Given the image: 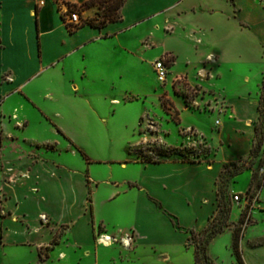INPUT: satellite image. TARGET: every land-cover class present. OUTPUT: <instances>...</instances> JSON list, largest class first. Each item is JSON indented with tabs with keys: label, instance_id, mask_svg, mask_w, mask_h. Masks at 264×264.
Instances as JSON below:
<instances>
[{
	"label": "rangeland",
	"instance_id": "1",
	"mask_svg": "<svg viewBox=\"0 0 264 264\" xmlns=\"http://www.w3.org/2000/svg\"><path fill=\"white\" fill-rule=\"evenodd\" d=\"M208 2V5L217 11L212 14L213 19L203 18L197 22L192 20V23L194 21L198 26L212 25L214 32L211 35L207 34L208 30L203 32L212 41L221 42L219 50L225 62V67L219 68L218 71L221 77L210 83L208 81L202 83L205 87L213 86L215 90L203 91L198 86L188 85L184 79H178L173 85L155 81L154 88L162 102L166 103L171 111L174 110L171 99L168 97L169 92L183 99L190 108L194 109L187 115L185 125L197 121L204 129L213 128L210 135L214 136L212 143L217 149L219 141L216 138L218 134L214 123L218 116L212 113L201 115L198 112L213 111L216 108L214 98L218 100L219 112L226 111L229 105L225 99L242 96L245 93L243 87L251 93L250 98H255L260 103L264 79V0H250L248 6H243L241 12L252 28L248 30L242 29L239 21L234 18L237 17V9L233 11V7L227 5L225 0H208ZM203 12L207 11H203V8L195 10L197 16H206ZM75 13L79 15V10ZM179 23L172 21V28L168 31L175 28V31L181 33L182 27ZM142 26L143 32L135 31L138 37L143 35L146 37L150 34L151 26L149 24ZM163 33L164 31L152 34L148 43H153L159 48L145 51L143 62L139 59L137 61L134 56L127 55V68L118 66L119 69H117L113 65L110 68L102 66L109 65L107 59L115 60L113 50L101 52L109 58H101V55L97 54L96 70L91 74L90 79L83 81V89L79 91L73 89L69 82H61L60 78L49 74L43 75L40 79L43 90L37 91V101L47 116L26 99L28 104L20 99L9 102L10 107L19 112V120L29 121L31 125L16 128L14 123L5 122V136L18 137V142L13 139H4L0 128V144L3 145L4 160L9 161L15 156L10 152L9 146L15 150L19 145L20 149L26 151L33 148L30 142L40 144L55 143L57 140L61 142L55 152L43 150L44 146L42 148L45 156L49 158L54 156L66 166L62 170L55 168L45 170L50 178L56 180L60 192L58 196L53 195L55 193L50 188L39 193L33 190L35 185L33 178L29 179L30 181L25 185L13 182L10 186H4L0 170V234L3 231V218L9 216L5 205L8 196L5 192L13 197L11 206L14 201L19 202L18 209L25 210L31 215V225L36 224V218L41 212H47L40 217V220L51 231L50 241L57 234L60 245L55 251L49 253L46 264H194L193 250L188 247H194V242H200L201 231L193 230L195 231L193 240L192 230H187L189 239L185 243L186 248L181 245L182 237L174 235L173 228L170 227L171 223L176 228L179 221L175 218L170 219L158 207L154 209L151 206L139 204L134 194L123 193L128 185L124 181L140 179L142 168L140 162H128L126 167L122 165L123 162L141 161L142 158L154 162L170 158L192 162L203 159L204 156L207 158V152L210 153L209 141L200 139L195 129H189L180 135L179 126L166 121L163 122L162 131L170 132V134L161 135L159 122L156 119L159 116L154 114L156 112L154 100L137 98L138 101L126 102L129 89L138 91L135 88L138 83L136 72L140 71L141 67L145 74L149 72L151 70L149 60L159 56L162 51L160 48L169 47L171 44L182 48L180 34L164 42ZM160 58L164 59L169 67L173 65L174 58L169 54H163ZM68 66L66 78L70 80L78 74L77 64L73 58L68 60ZM124 68L126 72L122 75L126 77L119 79V71ZM112 98L119 99L120 105H113ZM134 98L129 96L128 99ZM174 115L178 118V114L174 112ZM54 123L62 126L74 137L78 146L88 154V159L75 146L72 150L65 148L70 142L54 130ZM255 126L260 129V134L258 137L255 136L253 142L254 153L234 163H225L217 172V198L215 208L209 216L207 228L215 224V228H221L222 232L214 237L208 246V255L212 264H239L233 251L235 241L238 242L245 264H264V250L258 251L255 256L251 255L255 251L252 249L264 245V196H262L264 119L258 118ZM184 136L191 137L193 143L184 145L186 140ZM161 139L168 146L164 145ZM195 139L199 142L198 144L195 143ZM138 157L140 159H137ZM218 157L220 158L221 154ZM85 177L90 178L91 186L95 191L93 243L88 240L89 231H91L88 213L92 206L90 202L92 196H89V201L85 205L87 209L85 214L81 208L85 201L78 191V180L84 182ZM38 178L35 177L36 180H39ZM68 186L77 188V195L69 198L63 196L62 193ZM2 187L5 189L3 193ZM115 191H122V193L114 200H109L108 197ZM237 195H241L243 200L237 202L235 200ZM49 208L52 209L51 214H48ZM139 209L145 218L143 215L140 216V212L138 214ZM46 215H50V218ZM143 219L146 221L144 224L146 228L152 224L155 228H162L167 236L170 235L168 238L170 242L159 246L151 243L141 244L137 249V256H134L129 252L134 247L133 232H120L141 226ZM14 220L24 222L22 216L14 217ZM62 220L76 223V235L69 232L72 224H59ZM148 222L151 223L150 226ZM23 234L19 225L11 221L5 222V238L0 244V264H45L39 261L35 246L16 244L25 238ZM48 235L49 232L45 231L42 239H46ZM76 241L82 242L84 247L77 249Z\"/></svg>",
	"mask_w": 264,
	"mask_h": 264
},
{
	"label": "crops",
	"instance_id": "2",
	"mask_svg": "<svg viewBox=\"0 0 264 264\" xmlns=\"http://www.w3.org/2000/svg\"><path fill=\"white\" fill-rule=\"evenodd\" d=\"M89 1L92 0H0L1 132L4 135V139H13L15 142H18V137L5 136V122L14 123L16 128H25L31 125L29 121L19 120V112L17 109L10 107L9 102L11 100L20 99L25 104H28V101L34 107L38 108L43 115L47 116L42 108L39 107L37 101V91L43 90L42 83L40 82L43 75L49 74L60 78L61 82H69L73 86V89L79 91L83 89V81L90 79L91 74L96 70L97 54H100L101 58H109L108 55L105 53L102 54L101 52L113 50L114 56L116 57L115 60L112 61V58L107 59L109 65L102 66H108L107 68H110L113 65L117 69L119 67L127 68V55L134 56L137 61L139 59L140 62L141 60L143 62L145 51L151 49L157 50L159 48L154 46L153 43H148V40L152 38V34L164 31V42L180 34L181 49L172 44L169 47L165 46L160 48L162 51L159 56L149 60L151 70L145 74V71L141 67L140 71L136 72V81L138 83L135 85V88L138 91L132 89L130 91L129 89L126 102L138 101L137 98H143L139 100H148L149 98L150 100H154L156 103V112L154 114L159 116L156 119L159 122L160 134L163 136L170 134V132L165 133L162 131L163 122L166 121L178 125L180 135L189 129H195L199 133L200 139L209 141L208 151L210 153L207 152L206 154L208 159L205 156L203 159L192 162L177 160L175 158L158 162H144L141 159V161L128 160L127 162H123L122 165L126 167L128 162L142 163L141 178L125 180L124 182L128 185L124 188L123 193H132V195H135L139 204L143 206L145 204L154 209L158 207L170 219L175 218L179 221L180 226L177 223L175 228L170 223V227L173 228L172 233L174 235L182 237L181 245L186 247L185 243L189 239L187 230L202 231L207 228L208 219L215 208L217 198L216 177L218 170L225 163H234L241 158L249 157L251 154L256 136L255 123L260 116L258 112L259 103L257 99L250 98L249 95L251 93L243 87L245 93L242 96H232L225 99L227 105H229L226 111L219 112L218 100L214 98V106L216 108L213 111L198 112L201 115L212 113L218 116L214 123L218 134L216 138L219 141V148L216 149L212 143L214 136L210 135V131L213 128L204 129L197 121H192L190 125H185L188 119L187 115L192 113L194 109L190 108L183 99L169 92L168 97L171 99L173 110L178 113L179 123L175 122L174 111L165 110L163 102L154 88L155 81L158 82V80L153 69V63L157 59H160L161 55L169 54L174 60L173 65L169 67L166 82L173 85L178 79H184L188 85L192 87L198 86L203 91H211V89H214L213 86L205 87L202 83L207 81L210 83V81L213 82L221 77L220 72H218L219 68L225 67L222 52L219 50L221 42L219 40L217 42L212 41L203 32L208 30L207 34L209 33L211 35L214 32L212 25H196V22L203 18L213 19L212 14L216 10L211 5H208V0H126L120 11L122 16L120 21L108 23L102 28L86 24L73 32L69 31L68 24L76 25L70 21L71 10L74 8L79 10L78 16L81 20L94 18L97 15L99 11L98 6L84 7ZM225 1L228 3L227 5L233 7V11L237 9V17L234 18L239 21L242 29H252L241 12L243 6H248L250 0ZM197 8H203V11H207L206 13L203 12L206 16H197L195 13ZM37 10L39 13L38 17L36 16ZM192 20L196 22L193 21L192 23ZM172 21L180 22L179 24L182 27L181 33L175 31V28L168 31L169 28H172ZM143 24H149L151 26L150 34L146 35V37L145 35L138 37L135 31L140 30L143 32ZM198 34H202V36L198 37ZM72 58L77 64L78 74L72 79L67 80L66 71L69 68L68 60ZM123 60L125 62H122ZM125 68L119 71V79L126 77L122 75L123 72H126ZM129 96L135 98L129 100ZM111 102H113V105H120L121 103L117 98H112ZM53 127L58 134L69 140L70 144L65 146L67 150H72L75 146L88 159V154L78 146L73 136L68 134L62 126L56 123H54ZM184 139H186L184 140V145H191L193 143L191 137L185 138L184 136ZM161 141L163 142V139ZM195 143L198 144L199 142L195 139ZM60 144L61 142L59 140L55 141V143L43 144L30 142V146H33V148H29L26 151L20 149L21 147L19 145L15 150L9 146L10 152L15 155L9 161L4 160L3 145L0 144V170L2 172L4 186H10L13 182L23 183L25 185L30 181L29 179L33 178L35 185L32 189L36 192L39 193L42 190L47 191L50 188L55 193L53 195H60L56 180L50 178L45 170L49 168L62 170L66 166L54 156L50 158L45 156L44 151H42L44 146L43 150L55 152L58 150L57 147ZM163 144L168 146L165 142ZM211 154L212 156H210ZM220 154L221 157L219 158L218 155ZM137 159L140 158L138 157ZM35 177H39V180H36ZM68 184H71V182ZM78 184V191L85 201L84 205L81 206L85 214L87 213L85 205L89 201V196H92V206L90 207V213H88L91 224L88 240L93 243L95 237L91 208L94 212L93 199L95 191L91 186L92 182L89 177H85L84 182L83 180H78ZM4 191L5 189L2 187L1 192L3 193ZM78 191L77 188L68 186L62 195L69 198L77 195ZM5 193L8 196L5 205L9 216L3 218L2 241L0 244L3 243L5 238L4 224L7 221H11L13 224L19 225L25 234V238L16 244L21 246H35L39 259L40 250L49 246L57 235L50 241L52 236L51 231L40 220V217L47 212H41L36 218V224L31 225V215L25 210L18 209L19 202L14 201L13 206L15 208H13L11 206L13 197L8 192ZM121 193L122 191H115L108 198L109 200H114ZM262 196H264V190ZM140 210H138V214L140 212V216L142 217L143 215L145 218V215ZM51 212L52 209L49 208L48 214H51ZM17 216H22L24 222L14 220V217ZM46 216L50 218V215ZM141 222V226L120 232H133L134 247L129 251L132 255L137 256V249L141 244L151 243L159 246L170 242L168 239L170 235L167 236L162 228H155L149 222L148 226H151L146 228L144 226L146 221L143 219ZM63 223L72 224L69 232L76 235L75 222L66 220L59 222L60 225ZM45 231L49 232V235L46 239H42ZM59 245L60 242L50 252L55 251ZM76 246L77 249H80L82 246L84 247L80 241H76ZM189 248L193 250L194 258V247ZM252 250L255 251L251 255L255 256L258 251L264 250V245ZM164 258L166 259L167 257Z\"/></svg>",
	"mask_w": 264,
	"mask_h": 264
},
{
	"label": "trees",
	"instance_id": "3",
	"mask_svg": "<svg viewBox=\"0 0 264 264\" xmlns=\"http://www.w3.org/2000/svg\"><path fill=\"white\" fill-rule=\"evenodd\" d=\"M126 0H92L87 2L84 7H92V6H98L99 11L97 12V15L94 18L86 19V20H81L79 24L76 25H70L68 24L69 31L73 32L77 30L79 27L89 24L93 27L97 28H102L106 26L108 23H113V22H118L122 19V16L120 14V11L125 4ZM77 11L76 8L71 10L72 13H75ZM38 10L36 13V16L38 17ZM38 23V19H37ZM263 87V93L261 95V101L258 105V110L260 112V119H264V109H263V104H264V79L262 83ZM164 108L166 111H170L171 109L168 108V105L166 103H163ZM175 114H178L176 111H174ZM174 120L175 122L179 123V119L174 115ZM255 131H256V137L259 136L260 134V129L258 126H255ZM1 138V137H0ZM254 153L253 149L251 150V155ZM144 162H154L152 160H147L145 158H142ZM89 182V181H88ZM91 202V199H90ZM91 218H92V223L94 224V212L93 209L91 208ZM215 225V224H214ZM214 225H211L209 228L206 230L201 231L199 235L201 236L200 242H194V261L195 264H212L210 257L208 255V246L210 241L216 237L218 234L222 232V229L215 228ZM192 236L191 238L194 240V235L195 231H191ZM2 241V234H0V242ZM59 244L58 241V236L56 235L54 239L52 240L51 244L47 246L45 249L40 250L39 252V261L40 262H45L46 259L49 257V252L54 250L55 246ZM233 251L234 254L237 258V261L239 264H245L243 258H242V252L240 250V247L238 245V242L235 241L233 244Z\"/></svg>",
	"mask_w": 264,
	"mask_h": 264
},
{
	"label": "built area",
	"instance_id": "4",
	"mask_svg": "<svg viewBox=\"0 0 264 264\" xmlns=\"http://www.w3.org/2000/svg\"><path fill=\"white\" fill-rule=\"evenodd\" d=\"M70 21L71 23L78 24L81 22V19L79 18L77 13H72L70 15ZM153 69L158 82L164 84L167 81V77L169 74L168 64L164 61V59L160 58L153 63ZM235 200L237 202H240L241 200H243V198L241 195H237L235 196Z\"/></svg>",
	"mask_w": 264,
	"mask_h": 264
}]
</instances>
